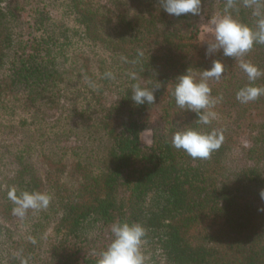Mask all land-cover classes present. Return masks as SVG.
Wrapping results in <instances>:
<instances>
[{
    "label": "trees",
    "instance_id": "16d2710c",
    "mask_svg": "<svg viewBox=\"0 0 264 264\" xmlns=\"http://www.w3.org/2000/svg\"><path fill=\"white\" fill-rule=\"evenodd\" d=\"M229 14L255 28L264 0H201L180 17L160 0H0V264H97L115 221L145 226L147 264H264V95L237 100L239 61L199 41L204 20ZM216 59L221 99L200 125L174 80ZM241 59L264 73V44ZM135 83H159L154 104H134ZM183 126L221 130V147L193 159L172 146ZM12 187L50 203L21 218Z\"/></svg>",
    "mask_w": 264,
    "mask_h": 264
},
{
    "label": "clouds",
    "instance_id": "9594fccd",
    "mask_svg": "<svg viewBox=\"0 0 264 264\" xmlns=\"http://www.w3.org/2000/svg\"><path fill=\"white\" fill-rule=\"evenodd\" d=\"M161 8L170 16L180 17L191 14L199 15L201 0H160ZM214 40L207 43L206 55L222 52L224 57L239 61L240 68L247 74L249 84L242 87L236 94L241 103H248L264 95V87L256 86L255 81L264 73L241 58L248 53L255 44H264V18L257 21L255 28L240 23L230 14L214 20ZM140 55H143L141 52ZM226 65L220 59L212 61L211 67L203 69L200 78L192 74L191 68L175 78L173 96L176 105L197 116L196 123L210 125L216 117L212 109L221 98L213 97L209 81L219 80L225 74ZM136 79V74H131ZM159 83L153 88L142 87L140 83L132 85L130 99L135 105L154 104L155 91ZM224 135L221 130L203 131L198 127L183 126L172 137V146L183 150L193 159H207L221 147ZM8 199L15 205L13 214L25 217L28 210H40L48 207L51 196L40 191H19L12 187L7 193ZM264 201V189L259 192ZM258 211L264 212V207ZM112 240L103 249L97 264H146L143 244L147 234L145 226L139 222L115 221L110 226ZM22 264H27L23 261Z\"/></svg>",
    "mask_w": 264,
    "mask_h": 264
},
{
    "label": "rangeland",
    "instance_id": "374dc122",
    "mask_svg": "<svg viewBox=\"0 0 264 264\" xmlns=\"http://www.w3.org/2000/svg\"><path fill=\"white\" fill-rule=\"evenodd\" d=\"M220 18L219 16L213 17L209 20H204L201 24L199 41L202 45H207L208 42L214 40V20ZM142 142L145 146L152 144V133L151 131H145L142 135ZM244 143H248L247 139L243 140ZM147 264V263H146Z\"/></svg>",
    "mask_w": 264,
    "mask_h": 264
}]
</instances>
